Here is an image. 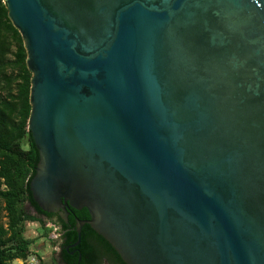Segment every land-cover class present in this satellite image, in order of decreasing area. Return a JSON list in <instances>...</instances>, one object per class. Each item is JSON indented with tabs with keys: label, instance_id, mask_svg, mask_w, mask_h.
<instances>
[{
	"label": "water",
	"instance_id": "obj_1",
	"mask_svg": "<svg viewBox=\"0 0 264 264\" xmlns=\"http://www.w3.org/2000/svg\"><path fill=\"white\" fill-rule=\"evenodd\" d=\"M4 1L38 205L127 264H264V0Z\"/></svg>",
	"mask_w": 264,
	"mask_h": 264
},
{
	"label": "trees",
	"instance_id": "obj_2",
	"mask_svg": "<svg viewBox=\"0 0 264 264\" xmlns=\"http://www.w3.org/2000/svg\"><path fill=\"white\" fill-rule=\"evenodd\" d=\"M31 78L23 37L9 17L6 2L0 0V264L26 261L34 243L26 236L27 222L38 221L51 231L40 216L53 219L55 215L38 205L30 189L40 161L29 129ZM27 202L40 216L27 210ZM71 211L81 219L91 218L86 207ZM56 222L64 224L61 218ZM86 229L94 231L90 224Z\"/></svg>",
	"mask_w": 264,
	"mask_h": 264
},
{
	"label": "flooded vegetation",
	"instance_id": "obj_3",
	"mask_svg": "<svg viewBox=\"0 0 264 264\" xmlns=\"http://www.w3.org/2000/svg\"><path fill=\"white\" fill-rule=\"evenodd\" d=\"M29 212L39 215L34 206L27 202ZM69 215L65 218L60 211L53 212V219L39 215L44 226L51 228L49 238L52 245L51 256L45 264H127L116 248L96 230L89 231L86 225L90 218L81 219L72 213L74 207L68 206ZM76 210H83L77 209ZM61 218L64 224L56 221ZM80 222L83 224L80 225ZM51 232H54L51 235Z\"/></svg>",
	"mask_w": 264,
	"mask_h": 264
},
{
	"label": "rangeland",
	"instance_id": "obj_4",
	"mask_svg": "<svg viewBox=\"0 0 264 264\" xmlns=\"http://www.w3.org/2000/svg\"><path fill=\"white\" fill-rule=\"evenodd\" d=\"M49 230L44 228L40 222H27L26 236L34 239L30 255L26 261L16 259L11 264H41L47 262L51 256L52 245L49 238ZM54 232H51L53 235Z\"/></svg>",
	"mask_w": 264,
	"mask_h": 264
},
{
	"label": "crops",
	"instance_id": "obj_5",
	"mask_svg": "<svg viewBox=\"0 0 264 264\" xmlns=\"http://www.w3.org/2000/svg\"><path fill=\"white\" fill-rule=\"evenodd\" d=\"M20 260V259H19Z\"/></svg>",
	"mask_w": 264,
	"mask_h": 264
}]
</instances>
